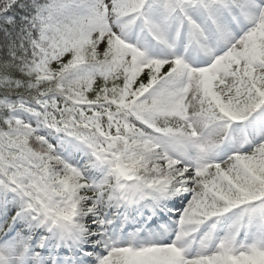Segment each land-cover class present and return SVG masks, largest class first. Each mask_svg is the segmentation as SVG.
I'll list each match as a JSON object with an SVG mask.
<instances>
[{
  "label": "snow or ice",
  "instance_id": "obj_1",
  "mask_svg": "<svg viewBox=\"0 0 264 264\" xmlns=\"http://www.w3.org/2000/svg\"><path fill=\"white\" fill-rule=\"evenodd\" d=\"M0 264H264V0H0Z\"/></svg>",
  "mask_w": 264,
  "mask_h": 264
}]
</instances>
